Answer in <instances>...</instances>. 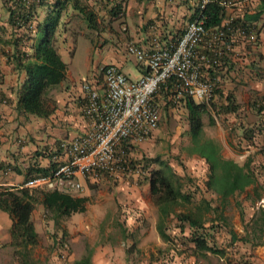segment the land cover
<instances>
[{
	"label": "trees",
	"instance_id": "1",
	"mask_svg": "<svg viewBox=\"0 0 264 264\" xmlns=\"http://www.w3.org/2000/svg\"><path fill=\"white\" fill-rule=\"evenodd\" d=\"M219 1L211 0L201 10L197 6L194 19L202 17L205 28L213 29L221 27L223 21L231 17L234 28L252 27L256 38L255 41H250V39L237 36L233 40L226 37L217 47L218 56L213 57V54L209 53V58L212 61L215 58L216 63L213 64V67L204 68L206 75H203V78L219 77L221 79L223 77L224 79L231 72H239L241 63L248 62L246 56L258 45V22L264 11V2L261 1L260 9L252 13L248 11L236 13V10L227 13ZM3 3L8 11L9 23L13 27V32L17 34L16 37H11L9 41H6L13 48V52L7 58L13 62L15 69L24 71L27 78L18 95L14 110L19 116L26 119L29 116L46 119L57 108L52 92L67 80V66L56 48L60 26H64L65 29L72 21H76L81 23L88 32H94L95 38H97L105 28L111 27L113 23L120 22L124 18L126 0H4ZM44 7H46L44 19L42 22H38L36 19L37 10ZM248 33L249 31H245V34ZM86 39L91 45H94L92 37L87 35ZM231 41L233 49L227 51L226 45ZM236 52L240 53V58L233 60V55H236ZM249 66L247 68L252 74L264 80V68H257L252 63ZM171 81L159 87L155 95V102L158 103L159 108L163 105L166 108L182 109L185 113L190 140L188 154L198 156L207 165L205 191L214 194L224 205L230 197L253 187L256 198L252 194H248L247 200L261 201L263 192L258 185L252 161L248 158L242 164H238L223 158L219 146L214 141L205 138L204 135L203 118L208 116L211 111L220 117H238L241 106L236 102L233 94L225 93L219 87L214 98L208 102L196 101L189 97L173 102L170 100ZM249 108L256 115L257 121L251 126L239 124L237 127V130H241L238 146H244V150L254 147L256 137L264 134V97L253 96L249 102ZM208 120L209 125H214L212 117H209ZM229 144L235 150L231 141ZM138 167L142 171L138 184L146 183L148 185L149 193L158 208L156 230L162 240L168 241L172 245L175 243L182 246L191 244L192 246H188V248L198 258L214 255L220 259L226 256L229 248H235L239 241L251 246L264 244L262 240L264 236V205L257 208L250 220L246 222L241 204L236 203L242 223L246 224V231L249 226L250 234H252V236L247 234V236L239 238L228 220L219 212V208L212 207L204 200L196 213H176L175 207L180 203L190 204L193 194L184 192L180 177L173 172L167 162L159 158L133 159L131 168L137 169ZM45 173L44 169L37 170V174ZM96 185L94 184L92 187ZM88 202L87 197H76L70 193L23 187H0V211L8 214L11 219L9 245L13 248V254L19 263L30 264L28 262L29 248H33L39 243L40 238L32 222V214L37 206L43 208L44 214L57 227L63 218L84 213ZM209 212H213L214 217L208 223L203 215ZM169 218L174 219L177 223L179 232L174 237L167 234L166 221ZM249 223L251 224L248 225ZM121 234L125 237L123 229H121ZM219 235H223L225 245H217ZM55 244L60 251L64 241L60 238L55 241ZM238 251L242 250L238 248ZM72 264H91L90 255L83 256ZM234 264L251 263L245 257H241Z\"/></svg>",
	"mask_w": 264,
	"mask_h": 264
},
{
	"label": "rangeland",
	"instance_id": "2",
	"mask_svg": "<svg viewBox=\"0 0 264 264\" xmlns=\"http://www.w3.org/2000/svg\"><path fill=\"white\" fill-rule=\"evenodd\" d=\"M117 25L114 24V26ZM68 32L70 45L73 40H77V42L74 46V52H70L72 56L66 55L63 60L71 76L69 81L81 84L87 79L89 74L96 72L95 61L98 57L96 54L92 56L91 44L86 39V36L88 35L93 39L96 38L94 32H88L81 23L76 21L71 22ZM106 37V34L101 36L102 39H106ZM111 49L108 47L104 48L102 52L98 51L102 61L106 60V54L116 52V50L114 51L113 49L111 51ZM118 50L119 54L124 56L123 48H118ZM89 56L92 57L89 58ZM237 57L240 58V53H238ZM126 63L131 62L126 61ZM231 74L233 76L226 75L224 78L226 82L231 80L230 87H225L227 83L223 82L220 84V88L225 93L230 92L233 94L236 102L241 106L239 115L237 118L220 117L214 111H211L208 116L203 118L204 135L205 138L214 141L219 146L220 154L223 158L238 164H242L248 158L252 161L258 185L263 192L261 201L254 200L251 202V200H247L248 194H252L256 198V192L253 191V187H249L245 192L230 197L224 205L220 203L214 194L205 191L204 182L208 174L207 165L198 156L188 154L190 145L188 124L182 109L166 108L161 105L158 129L150 139L135 147L132 158L135 160L143 157L148 159L159 158L167 162L173 172L180 177L184 192L193 194V197L190 204L180 203L177 205L175 207L176 213H196L198 207L202 206V200H204L205 203H209L212 207L219 208V212L228 220L232 229L240 238L250 234L251 229L248 226L246 231V224L242 223L236 203L241 204L246 222L250 220L257 208L264 205V134L256 137L254 147L244 150V146H238V137L241 130H237V127H239V124L251 126L257 121L256 115L249 108V101L255 95L252 92L260 96V91L262 90L252 91L250 87H246L242 83L241 73L233 72ZM238 78L239 82L236 81ZM58 92L59 89L55 90L54 94H52L53 97ZM209 117L214 119V125H209ZM230 141L234 144L235 150L230 146ZM239 147L241 148L239 149ZM136 181L139 183L137 177L128 179L127 188L125 187L126 183L112 185V183L105 181L92 187L93 183L82 181V190L71 192L70 194L89 199L86 211L63 218L57 227L44 214L43 208L37 206L32 214V222L40 239L37 246L29 248L28 262L30 264H54L52 263L53 258L57 264H72L86 255H90V258L94 257V255L100 257L104 253L102 243L111 242L118 244L121 251H111L112 261H109V256H105L104 258L108 264H162L164 261L167 264H234L241 257H245L251 264H264V258L253 253V250L257 247L264 251V244L254 246L255 248L251 250L250 247L253 246L250 244L244 246L240 241L235 245V248H229L226 256L221 259L214 255L198 258L189 250L184 252L174 251L173 253H175L176 257H173L166 251H145L143 246L138 249L133 242L137 234L148 230L146 220H144L145 215L148 214V218H154L158 221V210L154 209L157 206L154 198L151 197L150 193L148 194L146 188H142L141 184H137ZM144 208L150 211L147 212ZM128 209H132L134 212H130ZM203 216L209 223V220L213 219L214 213L209 212ZM136 217L141 222V228L137 234L130 231L131 228L134 229L135 221L133 219H137ZM121 229L125 231V237L122 236ZM166 230L170 235H172L171 231L177 230V224L174 219L169 218L166 221ZM64 232L65 235L63 236ZM222 236L219 235L217 239V245L219 246L225 245ZM225 237L227 239L228 236L226 235ZM60 238L66 244L65 250L62 251L61 249L59 251L55 244V241ZM262 240L264 242V236ZM238 248L242 251H238ZM2 251H11L13 258L15 257L13 248L6 241V238L1 235L0 254H4ZM61 254L64 256L61 257ZM108 254L110 255L109 252ZM257 259L260 261H257ZM17 262H19L18 259Z\"/></svg>",
	"mask_w": 264,
	"mask_h": 264
},
{
	"label": "crops",
	"instance_id": "3",
	"mask_svg": "<svg viewBox=\"0 0 264 264\" xmlns=\"http://www.w3.org/2000/svg\"><path fill=\"white\" fill-rule=\"evenodd\" d=\"M240 1L236 11L234 10L236 13L247 11L252 13L260 9L261 1L264 2V0ZM3 2L4 0H0V187H21L26 180L37 175V170L44 169L48 172L52 168L51 155L48 153L52 144L61 139L82 136L87 131V125L80 113L83 97L81 86L69 81L71 76L68 71L66 83L60 85L59 92L53 97L57 108L48 118L29 116L26 119L15 112L14 108L18 95L27 78L25 72L15 69L13 62L7 58L13 52V48L6 41H9L11 37H16L17 34L13 32V27L9 23V14ZM197 6L198 0H126L124 18L120 22L113 23L111 27L105 28L104 32L94 39V45H91V52L94 53L92 56L96 54L98 59L95 61L96 72L89 74L87 79L97 76L101 69L107 65H115L130 78L140 77L146 70L142 64L127 55L125 50L127 43H133L137 47L149 51L151 50L152 38L157 36L161 42L174 45L183 33L185 26L194 20ZM45 13L46 7L38 8L36 18L38 22L43 21ZM114 24L118 25L114 26ZM69 26H66L65 29L64 26H60L57 36L56 48L63 62L64 56H72L70 52H74V46L77 42V40H73L72 44L74 45H70ZM258 28V45L246 56L248 62L241 63L239 73H241V81L246 87H250L252 91L262 90L260 97H264V80L256 77L247 68L250 67L249 64L251 63L255 64L257 68H264V11L258 22ZM104 34L107 36L106 39L101 38ZM108 47L113 48L116 52L106 54V60L102 61L98 51L102 52L104 48ZM118 48H123L124 56L119 54ZM126 61L131 63H126ZM231 73L229 75L233 76ZM217 79L219 87L221 83L226 82L223 77L221 79L217 77ZM238 80L239 78L236 79L237 82H239ZM230 82L231 80H228L225 87L229 88ZM252 93L255 94L253 96H257L255 92ZM127 186L128 183L125 184L126 188ZM141 187L146 188L149 194L146 183L142 184ZM155 208L158 210L157 206ZM144 210L150 211L147 208ZM128 211L134 212L132 209H128ZM134 215L136 214L134 213ZM147 215H145L144 220H146L148 230L137 234L141 228L140 219L137 217V219H133L135 221L134 229H130L131 233L136 232L137 234L133 244L135 243L138 249L143 246L145 251H166L173 257H176L174 251H188L190 249L188 246H192L191 244L182 246L175 243L172 245L170 242L162 240L156 230V219H150ZM11 224L8 214L0 211V236L5 237L8 242H10ZM171 232L172 235L168 231L167 234L174 237L175 232L179 231L177 229ZM64 245L66 246L64 243L60 248L61 251L65 250ZM102 247L104 253L100 257L94 255L90 258L91 264H108L104 257L109 256V261H112L111 251H121L118 244L111 242L102 243ZM250 248L252 250L255 247ZM2 252L4 254H0V264H20L16 257L13 258L11 251ZM253 253L264 258V251L259 247L254 249ZM63 256L61 254V257ZM52 263L57 264L53 258ZM162 264L167 263L164 261Z\"/></svg>",
	"mask_w": 264,
	"mask_h": 264
},
{
	"label": "built area",
	"instance_id": "4",
	"mask_svg": "<svg viewBox=\"0 0 264 264\" xmlns=\"http://www.w3.org/2000/svg\"><path fill=\"white\" fill-rule=\"evenodd\" d=\"M210 1L198 0L199 9ZM219 2L227 13L241 3L240 0ZM232 23L229 17L221 27L208 29L199 17L185 26L174 45L161 42L157 36L152 38L149 51L127 43V55L142 64L146 74L133 79L115 65H109L97 76L81 82L80 113L87 131L82 136L52 144L48 151L52 168L29 178L21 187L71 193L82 190V181L119 185L132 177L139 179L141 169L131 168L133 148L150 139L159 127L160 108L155 102L159 87L172 80L170 100L173 102L184 97L203 102L212 100L219 82L214 77L203 78L204 68L216 63L209 53L218 56L217 47L226 37L250 41L256 38L252 27L234 28ZM226 49H233L232 41ZM233 56V60L238 59V52Z\"/></svg>",
	"mask_w": 264,
	"mask_h": 264
},
{
	"label": "clouds",
	"instance_id": "5",
	"mask_svg": "<svg viewBox=\"0 0 264 264\" xmlns=\"http://www.w3.org/2000/svg\"><path fill=\"white\" fill-rule=\"evenodd\" d=\"M107 66H109V65H107ZM105 67H106V66H105ZM103 68H104V67H103ZM103 68H102V69H103ZM102 69H101V70H102Z\"/></svg>",
	"mask_w": 264,
	"mask_h": 264
}]
</instances>
